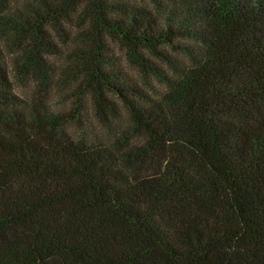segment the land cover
Here are the masks:
<instances>
[{
	"label": "trees",
	"instance_id": "16d2710c",
	"mask_svg": "<svg viewBox=\"0 0 264 264\" xmlns=\"http://www.w3.org/2000/svg\"><path fill=\"white\" fill-rule=\"evenodd\" d=\"M0 264H264V0H0Z\"/></svg>",
	"mask_w": 264,
	"mask_h": 264
},
{
	"label": "rangeland",
	"instance_id": "374dc122",
	"mask_svg": "<svg viewBox=\"0 0 264 264\" xmlns=\"http://www.w3.org/2000/svg\"><path fill=\"white\" fill-rule=\"evenodd\" d=\"M115 55L118 57V59H119V62H120V64L122 65V67L125 69V71L130 75V76H132V77H135L136 76V71L133 69V68H131L127 63H126V61H124L125 60V58H124V56L122 55V53L118 50V49H115ZM54 60V63L56 64V65H60V64H62V61H63V57H60V58H56V59H53ZM153 87H154V91H153V95L154 96H156L158 93H160V92H162L163 91V86L162 85H160V84H158V83H153ZM18 92L19 93H21L22 95H27V94H29V92H30V89L28 88V89H19L18 88ZM62 102H65V94L62 92V93H60V92H58V91H56V96H55V98H54V103H58L59 104V106L58 105H56L55 107H56V109H66V110H68L66 107H68V106H63L61 103ZM83 112H84V117H83V121H84V124H86L88 127L89 126H97L94 122H93V120H92V110H91V108H90V106L89 105H87L86 106V108H85V110H83ZM72 127H75V126H73V125H71ZM90 128V127H89ZM90 129H94L95 130V128H90ZM97 129V128H96Z\"/></svg>",
	"mask_w": 264,
	"mask_h": 264
}]
</instances>
